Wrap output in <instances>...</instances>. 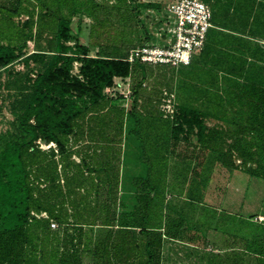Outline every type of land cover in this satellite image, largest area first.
Listing matches in <instances>:
<instances>
[{
  "label": "trees",
  "instance_id": "1",
  "mask_svg": "<svg viewBox=\"0 0 264 264\" xmlns=\"http://www.w3.org/2000/svg\"><path fill=\"white\" fill-rule=\"evenodd\" d=\"M204 1V46L172 67L127 61L148 41L139 8L156 4L0 0V89L13 116L0 132V264H165L171 226L211 248L208 264H264V0ZM76 17L92 20L87 43L72 31ZM19 60L23 70L10 69ZM160 67L171 72L173 119ZM119 78L130 79L128 109L106 91ZM129 120L146 174L122 211Z\"/></svg>",
  "mask_w": 264,
  "mask_h": 264
},
{
  "label": "built area",
  "instance_id": "2",
  "mask_svg": "<svg viewBox=\"0 0 264 264\" xmlns=\"http://www.w3.org/2000/svg\"><path fill=\"white\" fill-rule=\"evenodd\" d=\"M140 25L146 30L148 41L141 46L129 49L127 61L152 66L187 65L192 57L199 53L204 46L207 32L212 27L211 9L204 0H166L156 2V7L139 8ZM26 19V18H25ZM30 46L31 41L27 42ZM31 52L34 47L30 46ZM76 66L79 65L75 62ZM127 88L120 91L126 101H130V79H126ZM107 88V93H112ZM162 109L165 117L174 118V94L164 91ZM127 105V104H126ZM39 147L48 150L56 148L55 143L44 144L37 141ZM36 218H48L47 212H31ZM259 221L264 217L259 216ZM51 228H57V222L51 220Z\"/></svg>",
  "mask_w": 264,
  "mask_h": 264
},
{
  "label": "rangeland",
  "instance_id": "3",
  "mask_svg": "<svg viewBox=\"0 0 264 264\" xmlns=\"http://www.w3.org/2000/svg\"><path fill=\"white\" fill-rule=\"evenodd\" d=\"M102 1V0H97ZM141 3H151L152 5L156 4V2H163L166 0H137ZM209 5V4H208ZM142 6L140 8H144ZM210 7V5H209ZM211 8V7H210ZM140 16V15H139ZM19 24L21 25L25 21V17H21L17 19ZM92 23V20L83 17L79 20L77 17L72 20V31L73 33L79 32L84 43L88 42V29L89 25ZM140 32L138 31L137 34ZM136 34V35H137ZM135 35V36H136ZM120 37V36H119ZM43 42V41H42ZM30 46L34 47V41L31 40ZM27 44V48L25 52L27 54L30 53L31 48ZM97 49L91 48V55L96 54ZM78 66L74 63V73H78ZM10 69L15 71H22L23 64L21 60L15 62ZM158 70V71H157ZM154 72L163 73L164 81L162 83L165 86V90L168 91L169 87H172L173 82L170 78L169 68L160 67V69L153 68ZM4 77V76H3ZM3 77L0 81L3 80ZM127 88L126 79H116L114 87L112 88L113 92L125 91ZM9 99L6 96V91L0 89V104L2 105V109L0 111V132L4 131L8 127V123L12 121L13 116L9 111ZM131 101H126V108L130 107ZM164 103V102H163ZM213 120H208V124H214ZM132 126L131 121H126L125 130L123 134L122 147L120 151V180H122V185L120 186V197L124 203V210H131L135 205V199L133 195V190L131 188V181L134 177H143L146 174V166L142 162L141 159V146L140 141L137 136L130 132V128ZM264 217V216H261ZM258 219V218H256ZM264 221V220H263ZM171 238H166L162 255L165 259V264H208L204 258L207 257L206 253L211 250V248L203 249L199 245H193L184 241L181 236L178 234V228L175 226H171L170 229ZM207 251V252H206ZM247 264H255V262L251 259Z\"/></svg>",
  "mask_w": 264,
  "mask_h": 264
},
{
  "label": "crops",
  "instance_id": "4",
  "mask_svg": "<svg viewBox=\"0 0 264 264\" xmlns=\"http://www.w3.org/2000/svg\"><path fill=\"white\" fill-rule=\"evenodd\" d=\"M207 3V2H206ZM211 9V8H210ZM21 17H25L26 18V16H21ZM20 17V18H21ZM196 55V54H195ZM122 185V180H120V185H119V195H120V186ZM131 188H132V190H133V195H134V199H135V190H134V188H133V185H132V181H131ZM120 199H121V197H120ZM122 200V199H121ZM123 202V201H122ZM124 204V203H123ZM135 205H136V200H135ZM134 205V206H135ZM133 209V208H132ZM131 209V210H132ZM122 211H131V210H124V207L121 209Z\"/></svg>",
  "mask_w": 264,
  "mask_h": 264
}]
</instances>
